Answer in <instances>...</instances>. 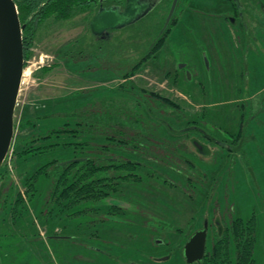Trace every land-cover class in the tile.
Here are the masks:
<instances>
[{"label": "rangeland", "instance_id": "obj_1", "mask_svg": "<svg viewBox=\"0 0 264 264\" xmlns=\"http://www.w3.org/2000/svg\"><path fill=\"white\" fill-rule=\"evenodd\" d=\"M229 9L227 0H181L177 22L170 30L166 47L145 59L126 83L122 77L131 64L108 60L106 53L116 40L102 42L103 50L99 51L91 46L94 43L88 33L84 53L67 54L70 44L85 37L88 16L81 14V10L72 17L52 14L40 21L23 69L13 114L12 144L18 134L16 124L23 116L37 120V116L50 115V119L56 121L61 109H72L95 95H108L109 91L115 95L124 87L129 103L133 100L138 103L143 97L148 99L153 93L172 100L179 106L178 114H183L180 128L189 125L186 122H197L194 125L206 130L215 142L231 149L210 143L190 129L184 139L209 149L207 155H201L196 153V145L194 148L188 144L193 191L188 190L182 174L174 178L167 173L177 189L160 181L145 180L142 186L130 188L129 203L107 199L106 203L125 211L121 221L116 220L113 227L111 223L101 226L97 219L90 218L87 229L79 227L77 223L81 220L74 216L63 217L53 226L52 208L42 201L40 204L37 197L41 194L42 199L49 197L43 194L45 186L38 185L41 190L31 199L25 193L16 165L9 163V150L1 165L7 163L10 176L0 178V264H185L180 250L204 221L207 225L204 253H207L209 246L218 240L213 223L216 217L226 229L233 219L245 220L251 215L255 221L256 263L263 262L264 99H259L264 97V50L262 58L248 52L245 66L248 79L245 80L241 76L245 64L235 47L239 42L232 34V26L223 18L224 14H230ZM166 49L170 51H162ZM166 59H170L175 68L170 62L167 64ZM258 88L260 92L256 93ZM258 105L263 111L250 120ZM141 106L139 113L149 117H145L146 122L157 121L158 115L173 126L179 125L172 115L158 111L150 100L149 105L144 102ZM203 112L206 115L202 117ZM240 128L242 144L230 142ZM157 129L162 128L157 125ZM162 152L152 148L145 160L158 163L162 158L156 154ZM48 156L57 160L65 157L57 152ZM185 160L176 158V162L186 168ZM17 192L27 207L28 212H22L27 217L21 225L10 220L4 223L2 220L7 213L16 216L12 208ZM186 194H193L192 199ZM155 239L165 245L156 244ZM22 243L30 247L31 252L25 247L20 249ZM163 257L166 259L162 260Z\"/></svg>", "mask_w": 264, "mask_h": 264}, {"label": "trees", "instance_id": "obj_2", "mask_svg": "<svg viewBox=\"0 0 264 264\" xmlns=\"http://www.w3.org/2000/svg\"><path fill=\"white\" fill-rule=\"evenodd\" d=\"M89 1L14 0L19 21L25 25L22 30L23 67H25L29 56V46L40 21L46 17L49 18L52 14L67 18L75 16ZM106 1L122 4L124 0ZM88 23L89 18L87 17L85 37L76 39L67 47L66 52L69 56L84 53L83 44L88 41L87 34H90ZM94 44L91 46H94L95 50H103L102 45ZM124 44L110 46L106 50L109 55L108 60L129 64L132 57H127L130 53L120 47ZM154 52L157 51L154 50L150 54ZM132 65L122 77L125 83L133 70L139 66L138 63ZM120 90L115 95L110 94V91L108 95H95L88 102L72 109H61L57 112L60 116L55 118L56 121L50 119V115L37 116V120L23 116L16 124L18 134L15 135L14 142L10 146L9 163L16 165L19 179L25 187V193L31 199L36 191L41 190V186L38 185L42 183L45 186L42 188L44 192L42 193L49 197L42 199V194L37 197L40 199H38L40 204L42 201L43 205L52 208L50 211L54 220H48L53 223V226H56V223L63 217L72 218L74 216L81 220L77 225L84 227L83 229L89 228L90 218L97 219L101 226L111 223L113 227L116 220H122L125 211L106 203L107 199L128 202L131 200L129 198L130 188L134 185L142 186L145 180L160 181L169 188L177 189L178 186L167 173L172 174L174 178L181 177V174L184 175L186 178H182L185 179L188 190H194V179L190 176L192 170L189 168L192 161L187 159L188 155H191L188 144L193 146L194 141L184 139L187 138L186 133L190 131L185 128L194 127L191 132L205 134L206 136L203 135V137L208 138L209 141L207 139L206 141L210 143L214 142V138L203 128L194 125L197 123L194 121L186 122L189 125L180 128L183 114H178L179 106L172 100L153 93L148 99L143 97L142 100H138V103L134 100L129 103L127 90L124 87ZM149 100L156 105L158 111L172 115L173 120L179 125L174 124L173 126L167 119L160 118L158 115L155 117L157 121L151 122L152 119H149V122H146L145 117H149L146 115L144 117L143 113L141 115L139 112L144 102L149 105ZM166 108L171 110L167 112ZM201 115L203 117L206 114L203 112ZM252 118L253 116H250L249 119ZM157 125H160L162 129H157ZM13 127L15 128L14 122ZM179 136L181 137L177 139L176 137ZM242 141V129L240 128L230 142L242 144ZM152 148L155 150L159 148L163 151L161 155L156 154L162 158L157 161L158 163L145 160V157H149L148 152L152 151ZM204 149V153L199 150L196 153L207 155L209 149L206 145ZM51 152H57L65 157L58 160L54 157L49 158L48 155ZM192 154L195 155V153ZM176 158H186L184 162L186 168L178 164ZM9 176L6 163L0 167V178ZM15 195L16 202L12 213L16 216L7 213L2 222L7 223L10 220L13 224L21 225L20 222L25 221L27 217L22 212L28 211L23 205L21 195L18 192ZM186 195L191 199L193 197V194ZM240 219H233L230 227L226 229L214 226L218 240L214 245L209 246L208 252L204 253L201 261L193 264H257L254 216L251 215L245 220ZM155 243L165 245V243L158 242V239H155ZM24 247L31 252V248L26 244L19 245L20 249ZM180 253L183 260L182 250ZM184 263L186 264L185 261ZM261 264H264V260Z\"/></svg>", "mask_w": 264, "mask_h": 264}, {"label": "flooded vegetation", "instance_id": "obj_3", "mask_svg": "<svg viewBox=\"0 0 264 264\" xmlns=\"http://www.w3.org/2000/svg\"><path fill=\"white\" fill-rule=\"evenodd\" d=\"M124 1L122 4H120L119 2L110 3L107 2L106 0H90L88 4H85V7L81 11V14H86L90 22V20L95 16V14L98 12L100 8L111 7L115 9L116 7H118V10L120 11L123 8ZM143 1L145 3L153 4L152 9L144 17L124 28L107 29L106 31L101 32V34H93L90 30L92 42L95 43V45L97 44V46L102 44V42H111L115 40H116V42H114L115 46L121 45V43L124 44L123 42H125L124 46H120V47H122L123 49H125L130 53L129 55H127V57L128 56L132 57L130 63L133 65L137 63L138 65H141L146 61L145 59L149 58L148 56L152 55L150 54V52H153L154 50L159 51L164 47H166L167 40L171 32L170 30L172 29L173 26L176 25L177 22V13L179 6L181 4V0L177 1L174 12L166 28L160 34H158V32L160 31L164 23L165 17L167 15L172 0H143ZM227 3L230 8L229 9L230 14L228 15L224 14L223 18L228 21V25L232 26L233 29L232 34L233 36L237 37L236 39L239 42L237 45H235V47H237V51H239V56L241 61L245 64L244 71L241 76H243V78L247 80L248 72H246L245 66H247L248 63L247 61V56L249 55L248 52L250 51L253 53L255 52L260 56V58H262L261 52L264 50V0H227ZM164 10H166V12L163 16L162 13ZM170 47H171L170 49H173L171 45ZM170 49L168 50L170 51ZM168 50L166 49L162 51L167 52ZM116 51L118 50L116 49ZM164 61L167 64H169L170 62L171 66L174 67L173 62L170 59H166ZM255 92L256 93L260 92V88L256 89ZM263 99L264 97L261 96L259 100L261 101ZM258 107L259 109H257V112L251 115L253 116V118L255 115L260 114L263 111L262 106L258 105ZM206 139L208 140V138ZM195 144L199 145L198 142L194 141L193 146ZM196 150L198 151L197 148ZM199 151H201L202 153L205 152L203 144H200ZM213 223L217 228L222 227V223L219 222L217 217L213 220ZM202 227L203 225L199 229H201ZM206 238H207V232H206Z\"/></svg>", "mask_w": 264, "mask_h": 264}, {"label": "water", "instance_id": "obj_4", "mask_svg": "<svg viewBox=\"0 0 264 264\" xmlns=\"http://www.w3.org/2000/svg\"><path fill=\"white\" fill-rule=\"evenodd\" d=\"M178 0H172L160 34L167 26ZM152 3L143 0H125L122 10L118 7L100 8L89 22L93 34L107 29H121L129 26L151 9ZM25 28L18 18L14 0H0V167L7 156L13 139V114L23 76L22 30ZM194 127H188L190 130ZM215 141V140H214ZM228 148L224 143L215 142ZM200 149V145L195 144ZM207 225L195 231L182 249L186 264L201 261L205 251ZM166 258L163 257L162 260Z\"/></svg>", "mask_w": 264, "mask_h": 264}, {"label": "built area", "instance_id": "obj_5", "mask_svg": "<svg viewBox=\"0 0 264 264\" xmlns=\"http://www.w3.org/2000/svg\"><path fill=\"white\" fill-rule=\"evenodd\" d=\"M21 82H22V79H21Z\"/></svg>", "mask_w": 264, "mask_h": 264}, {"label": "bare ground", "instance_id": "obj_6", "mask_svg": "<svg viewBox=\"0 0 264 264\" xmlns=\"http://www.w3.org/2000/svg\"><path fill=\"white\" fill-rule=\"evenodd\" d=\"M26 78V77H25Z\"/></svg>", "mask_w": 264, "mask_h": 264}]
</instances>
